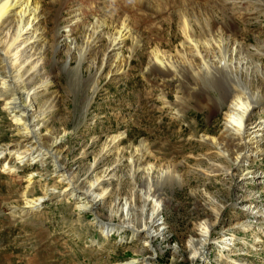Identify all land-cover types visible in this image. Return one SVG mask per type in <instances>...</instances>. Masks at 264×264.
<instances>
[{"label":"rangeland","instance_id":"374dc122","mask_svg":"<svg viewBox=\"0 0 264 264\" xmlns=\"http://www.w3.org/2000/svg\"><path fill=\"white\" fill-rule=\"evenodd\" d=\"M42 3L48 38L62 47L57 53L50 50L45 65L55 76V84L30 97L37 111L46 110L41 134L49 131L60 140L61 163L81 187L85 188L95 173L112 175L102 182L110 190L97 209L103 222L110 220L109 209L115 201L119 208L125 199H132L135 214H140V194L151 182L153 192L162 199L158 216L166 230L153 240L154 249L143 247L129 230L103 235L92 223V213L79 214L77 199L69 197L68 191L59 193V173L50 158L19 163L6 151L0 159V264H123L134 256H152L151 264H264V137L262 153L247 163L250 172L243 180L236 177L232 181L222 171L230 162L214 155V146L208 141L219 135L224 125L226 103L219 109L214 106L232 89L225 71L199 77L196 84L185 74L165 77L162 66L148 62L154 48L174 53L179 47V13L183 9L191 14L198 36L207 31L213 16L221 22L231 19L230 34L249 52L252 92L259 91L251 119L264 123V0ZM97 18L108 23L107 31L95 55L79 62L87 30ZM122 18L130 20L140 42L128 39L122 51L123 65L115 67L106 60L107 35ZM94 74L98 89L87 106ZM189 80L192 89L187 87ZM181 94L186 95V101L179 99ZM3 103L0 100L1 147L18 140V128ZM262 135L264 132L258 138ZM151 165L170 170L165 176L152 171L148 177ZM55 182L58 185L54 187ZM37 197H44L38 209L23 214L26 200ZM216 203L224 207L212 236L232 233L234 242L228 248L211 244L205 250L207 261L192 260L187 242L198 236L195 225L211 220ZM248 204L258 210L256 215L243 208ZM121 219L111 221L119 223ZM240 222L246 226L239 227Z\"/></svg>","mask_w":264,"mask_h":264},{"label":"bare ground","instance_id":"6f19581e","mask_svg":"<svg viewBox=\"0 0 264 264\" xmlns=\"http://www.w3.org/2000/svg\"><path fill=\"white\" fill-rule=\"evenodd\" d=\"M139 1L142 2V0ZM215 8H218V6H215ZM179 14L181 25L179 47L174 53L170 50L160 51V48H154L150 52L148 62L162 66L166 71L165 77L178 78V76L181 77L185 74L196 84L199 77L205 76L207 78L213 76L214 71H225L228 84H231L232 89L220 99L221 102L218 106H214V108L219 109L224 102L226 103L227 109L223 115L224 125L221 133L210 137L208 141L214 146L215 151H211L214 152V155L221 156L230 162L228 167L222 170L223 173L228 175L232 181H236V177H239L237 180H243L244 175L250 172L247 165L248 161L254 160L262 153L261 145L264 137L262 135L261 138H258L259 134L264 132V123L254 122L251 119L259 103L257 101L259 91L252 92L251 86L253 84L248 81L249 70L251 69L247 65L249 52L242 43L237 42L230 34L231 19L221 22L213 16L210 24H208L207 31L198 36L193 25L194 22L189 18L191 14L186 12L185 9ZM44 19L42 0H0V100L4 102L3 108L18 128V140H14L7 146H0V159L6 151L10 152L15 162L19 163L26 159L44 162L46 158H50L57 171L56 174L59 173L58 184L62 186L59 193L68 191L69 197L77 199L76 211L79 214L83 212L92 213V223L103 235L129 230L132 238L141 240L143 247L153 248V240L164 235L166 227L161 216H158L162 208V199L158 198V195L153 192L152 183L149 182L146 192L140 194L143 198V207L140 214H135L132 199H125L119 208L116 207L117 201H115L109 209L110 220L103 222L98 216L97 209L110 192L109 189L103 187V184L112 175L106 174V171L98 175L95 173L92 181L85 188L81 187L78 181L75 180L73 172L67 170L61 163L63 156L60 140L54 139L49 131L44 135L41 134V128L45 124L44 115L46 110L37 111L30 97L34 91L35 93L39 90L47 92L55 84V76H52L51 72L45 69V65L50 50L53 48L57 53L62 47V44L48 38L49 32L45 27ZM107 26L108 23L104 19L97 18L95 25L87 30L85 49L80 54L79 62L95 55V52L99 49L97 44L103 40ZM112 30L113 32L110 34L107 33L109 46L106 60L111 65L114 63L116 67L123 63L122 51L125 42L128 39H137L136 41L140 42V39L133 32L131 22L127 18H122L121 22ZM56 46L57 48L54 49ZM256 67L260 69V66ZM96 78V74L92 75L93 87L90 88L91 95L87 106L92 99V95L98 89ZM190 80L187 87L192 89L188 86L191 85ZM181 90L182 88L179 89V91ZM262 92L264 93V91ZM42 93L44 92L40 94ZM189 93L188 95H190ZM186 98L185 94H181L179 97L184 101H186ZM262 99H264V96ZM262 122L264 121L262 120ZM116 138L118 137L115 136L113 139ZM168 169L167 166L164 169H156L151 165L148 167L147 176H151L152 171L160 172L161 175L165 176L170 170ZM28 181L27 186H30L32 182ZM58 184L55 182L54 187ZM54 189L56 188H52V190ZM44 197L27 199L24 203L23 214L38 209ZM252 204L244 205L243 208L246 207L251 210L253 214H250L253 216L256 215L255 212L258 210H255ZM148 205H150L148 208L150 211L146 216L145 210ZM216 205L212 209L210 221H201L195 225L197 238L191 237L187 242L190 259L192 260L204 259L207 261L205 250L211 244L227 246L226 248H228L230 247L228 245L234 242L232 233L227 234L223 231L222 235L212 236V233L217 229L220 211L224 207L218 203ZM138 215H140L139 220ZM117 217H122L120 222H112V218ZM263 217L264 211L261 219ZM240 226H246V224L240 222ZM151 257L147 256L140 259L134 256L123 262V264H151Z\"/></svg>","mask_w":264,"mask_h":264}]
</instances>
